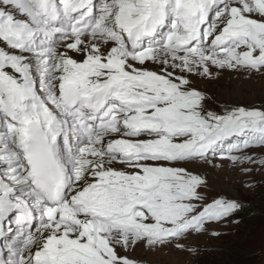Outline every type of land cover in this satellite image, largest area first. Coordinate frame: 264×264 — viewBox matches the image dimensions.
Masks as SVG:
<instances>
[{"label":"snow or ice","instance_id":"6c2138e0","mask_svg":"<svg viewBox=\"0 0 264 264\" xmlns=\"http://www.w3.org/2000/svg\"><path fill=\"white\" fill-rule=\"evenodd\" d=\"M224 73L264 77V0H0V264H200L264 190Z\"/></svg>","mask_w":264,"mask_h":264},{"label":"rangeland","instance_id":"374dc122","mask_svg":"<svg viewBox=\"0 0 264 264\" xmlns=\"http://www.w3.org/2000/svg\"><path fill=\"white\" fill-rule=\"evenodd\" d=\"M225 85L234 88L232 100L245 104L259 106L264 103V77L258 75L249 77L247 74L224 73L216 82H206L202 85L210 93L217 87ZM190 167L205 168L202 162ZM211 175L216 184L230 185L236 188L239 175L229 168L211 169ZM257 181L264 183V174L257 173ZM248 205L240 213V224H222L216 230L224 233L219 239L200 237L198 244L202 255L196 258L200 264H260V256H264V190L257 189L255 193H246ZM260 256L254 257L253 252ZM135 255L146 257L149 260H159L161 264H171L177 260L175 254L163 255L157 252L141 251L136 249ZM184 264V257H179ZM187 264H196L195 260H187Z\"/></svg>","mask_w":264,"mask_h":264}]
</instances>
